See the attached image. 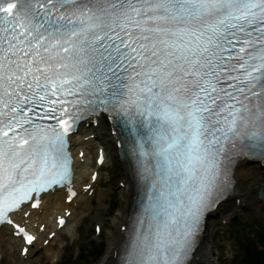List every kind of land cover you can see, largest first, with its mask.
Returning a JSON list of instances; mask_svg holds the SVG:
<instances>
[{
    "label": "snow or ice",
    "instance_id": "1",
    "mask_svg": "<svg viewBox=\"0 0 264 264\" xmlns=\"http://www.w3.org/2000/svg\"><path fill=\"white\" fill-rule=\"evenodd\" d=\"M105 113L154 177L155 231L126 264H184L221 156L264 158V0H0V227L22 255L37 237L15 215L70 184L69 134Z\"/></svg>",
    "mask_w": 264,
    "mask_h": 264
},
{
    "label": "bare ground",
    "instance_id": "2",
    "mask_svg": "<svg viewBox=\"0 0 264 264\" xmlns=\"http://www.w3.org/2000/svg\"><path fill=\"white\" fill-rule=\"evenodd\" d=\"M83 125H84L82 127V129L84 130L83 142L77 148L74 138L71 141L72 143H71L70 149L76 155V157H77V153L79 152V150L82 148L83 149L85 148L84 149L85 150L84 159L87 160V162H89L90 153L91 152L94 153L93 157L95 155L96 142H98L99 140L105 139L106 135L108 137V142L111 145H114V153L118 157L117 155L118 147L116 145L117 139L115 135L112 133L110 124L106 117L104 116L98 117L96 125L91 124V122H89L87 126L84 123ZM89 134L94 135V138H90ZM76 163L78 165H75L74 166L75 168L79 167L80 165V160L78 159V157L76 158ZM119 163L122 168L121 180L123 181L122 186L119 190L120 207L116 210V212L110 218L108 219L105 218V215L108 213V209H107L108 207L106 209L102 207H97V208H92L91 210H87L88 202L91 198L88 197L86 194H84L82 191L80 193V196L73 199L71 203L67 204V203H64L65 193L63 192V190H58L55 193L53 203L48 202L49 206L47 208L44 207L43 209V210H46L45 212L47 214L48 212H50V215L55 217L57 213L63 212V209L65 207L70 208L72 212L69 215L68 222L65 224V226L70 224V221H72V218H74V216L81 215L80 217L88 216L91 219H94L97 226L101 223V225L106 227V229L102 228V231H104L106 235V241H107L106 248L104 250V253L101 255V257L97 260L95 264H117L118 263V256H119L120 248H121L122 242L125 237L124 228L130 216L131 203H132V198L134 194V182L128 170L127 162L125 160H119ZM249 163L250 162L246 160H242L237 164V166L235 167V171H234L235 184H234L231 195L226 201L219 204L218 207L209 214V218L215 217L220 214L221 215L220 218L228 219L229 216L232 213H236L237 209L239 208L243 209L247 207L250 210L253 209L256 211L259 207L264 206V195L262 199L258 200L255 194L257 190L262 189L264 191V175L260 174V171L264 169V164H262L261 162H258V163H254L253 165H248ZM92 165H93V160H92ZM88 178H89L88 173L80 174V176H78V173L74 174L73 182L75 185L77 184L79 191L81 189V183H86ZM96 182L92 185V188H94ZM52 197H53V194H52ZM237 201H239L238 204H237ZM37 213L38 211L30 212V218L28 217L30 219V222L35 221L38 224L40 221H45L46 215L44 217L39 216L36 218ZM222 222H225V221H222ZM211 224L212 223H210L207 226L205 225L204 231L198 243L199 245L197 249L195 250L193 254L194 256L191 259L189 264H208V262L206 263L208 248H206L205 242H206V238L210 236L208 233V230ZM49 226L50 228H53L54 222L50 223ZM64 227L56 234V236L62 235V231L65 229ZM44 237H46V234L44 235ZM55 237L52 238L49 245H51V243H54L56 239ZM62 238H66V235H62ZM11 240H15V242L18 244L17 248L19 250V246H20L19 239L11 236V231L8 227L6 226L1 227L0 228V246L2 247L1 249L2 253H5L6 255L8 254L6 253V250H4V248L8 245L9 241ZM42 247L43 245L41 244L39 246V250L32 249V253L29 254L28 259L21 258L19 253L17 252L16 260H14V258H10V257L8 258L9 264H30L33 262L43 263L44 257H46V255L45 253H43L44 256L41 257L40 251L42 250ZM45 248H46L45 250H47L49 246ZM2 260H0L1 264H2ZM5 264H6V261H5Z\"/></svg>",
    "mask_w": 264,
    "mask_h": 264
},
{
    "label": "rangeland",
    "instance_id": "3",
    "mask_svg": "<svg viewBox=\"0 0 264 264\" xmlns=\"http://www.w3.org/2000/svg\"><path fill=\"white\" fill-rule=\"evenodd\" d=\"M106 138L98 141L105 147L106 161L99 168V177L94 186V192L90 196L91 199L88 202L87 210L97 207L106 209L108 207V213L105 215V218L108 219L120 207L119 190L123 181L121 180L122 168L119 158L114 153V145L108 142L107 135ZM254 163L258 162H250L248 165H253ZM260 174L264 175V169L260 171ZM259 191L262 192V197L264 195L262 189L257 190L255 194L258 200L262 199L258 195ZM238 203L239 201H237ZM41 213L39 212L38 214L40 215ZM220 217V214L210 217L206 223V226L212 223L208 230L210 236L207 237L208 239L206 238L205 242L206 248H208L206 263L234 264L235 258L242 254L239 249L240 245L249 241L256 243L257 233L254 230L263 229L264 231V206L259 207L256 211L247 207L239 208L228 219ZM79 219L80 215H76L70 221V231L76 234L73 239L67 238V235L66 239H60L62 235H65V228L62 231V235L55 237L54 243L42 247L40 255L42 257L44 256L43 253H45L44 262H33L30 264H95L106 248V235L102 231V228L106 229V227L101 225V223L96 227L95 220L88 216H83ZM76 227L77 230H74ZM98 228L99 231L97 230ZM48 246L49 248L45 250V247ZM13 254L14 256L9 253L4 256L2 264H5V261L6 264H9V257L16 260L17 252L14 251Z\"/></svg>",
    "mask_w": 264,
    "mask_h": 264
},
{
    "label": "trees",
    "instance_id": "4",
    "mask_svg": "<svg viewBox=\"0 0 264 264\" xmlns=\"http://www.w3.org/2000/svg\"><path fill=\"white\" fill-rule=\"evenodd\" d=\"M254 232L257 233L256 243L243 242L239 247L242 254L235 258L234 264H264V231L260 229Z\"/></svg>",
    "mask_w": 264,
    "mask_h": 264
},
{
    "label": "water",
    "instance_id": "5",
    "mask_svg": "<svg viewBox=\"0 0 264 264\" xmlns=\"http://www.w3.org/2000/svg\"><path fill=\"white\" fill-rule=\"evenodd\" d=\"M261 194V193H260Z\"/></svg>",
    "mask_w": 264,
    "mask_h": 264
}]
</instances>
